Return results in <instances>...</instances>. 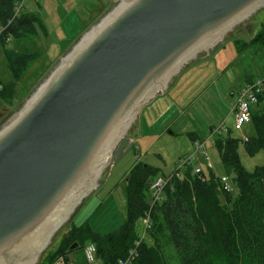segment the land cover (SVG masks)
<instances>
[{
    "label": "water",
    "instance_id": "obj_1",
    "mask_svg": "<svg viewBox=\"0 0 264 264\" xmlns=\"http://www.w3.org/2000/svg\"><path fill=\"white\" fill-rule=\"evenodd\" d=\"M113 3L0 125V264H40L102 185L144 107L264 8V0Z\"/></svg>",
    "mask_w": 264,
    "mask_h": 264
},
{
    "label": "rangeland",
    "instance_id": "obj_2",
    "mask_svg": "<svg viewBox=\"0 0 264 264\" xmlns=\"http://www.w3.org/2000/svg\"><path fill=\"white\" fill-rule=\"evenodd\" d=\"M38 1L41 9L37 7ZM71 1L24 0L21 11L28 10L33 4L35 10H40L36 14L45 30L39 28L36 40H23L22 44H17L16 40L10 37L7 41L10 48H19L26 44L30 51H37L36 60L19 80L14 79L0 40V74L4 82L15 80L12 97L8 100L0 99V125L19 109L47 76L59 57L93 24L90 21L108 4L106 0H90V8L87 5L78 7L84 17L80 16L83 23H77L74 10L71 9ZM76 10L78 12L77 8ZM263 24L264 8L236 27L210 56L202 57L186 67L165 93L144 107L130 135L118 148L116 155L123 153L108 169L102 185L87 198L76 216L61 229L44 253L40 264L47 255L60 251L74 239L73 222L80 226L89 224L88 226L100 233L115 230L124 222L127 213L126 178L129 169L138 161L159 168V175L174 173L196 150V136L197 140L207 139L208 153L213 163L211 170L219 177L227 175L219 152L210 137L214 130L221 127L223 135L231 134L239 139L240 159L248 170H254L256 166L264 164V151L254 156L245 151L244 140L253 134V125L250 122L238 128L232 111L239 89L246 83L264 76V45L254 42ZM197 162L200 163L201 160L198 159ZM202 165L209 174L210 169L203 162ZM227 176L232 178L233 175L229 173ZM139 223L138 240L141 242L148 239L149 228H146L143 220ZM84 242L85 246L92 244L90 239ZM72 253V264H89L85 251L81 248ZM93 264H100V260Z\"/></svg>",
    "mask_w": 264,
    "mask_h": 264
},
{
    "label": "trees",
    "instance_id": "obj_3",
    "mask_svg": "<svg viewBox=\"0 0 264 264\" xmlns=\"http://www.w3.org/2000/svg\"><path fill=\"white\" fill-rule=\"evenodd\" d=\"M18 1L0 0V27H4L0 40L16 80L36 60L37 51H30L26 44L10 48L7 36L20 44L36 40L39 28L45 30L36 13L20 11L15 16ZM254 42L264 45V24ZM14 82H4L0 74V99L12 97ZM251 124L254 132L244 140V147L254 156L264 151V104L253 109ZM213 143L222 166L233 175L228 176L231 191L223 189L221 178L212 170L197 174L189 166L182 177L174 174L167 181L163 199L154 202L152 185L164 175H159V168L138 161L126 178L124 222L108 233L73 222L74 239L47 255L42 264H53L61 256L70 261L72 252L85 251L86 239L96 246L100 264H116L138 242V256L130 264H264V164L248 170L240 159V141L231 134H218ZM145 217L151 227L148 239L140 242L139 222Z\"/></svg>",
    "mask_w": 264,
    "mask_h": 264
},
{
    "label": "built area",
    "instance_id": "obj_4",
    "mask_svg": "<svg viewBox=\"0 0 264 264\" xmlns=\"http://www.w3.org/2000/svg\"><path fill=\"white\" fill-rule=\"evenodd\" d=\"M24 5V0H19L16 4V15H18ZM11 22V21H10ZM4 27H0V34H2ZM7 41L10 40L9 36L6 38ZM264 104V76L260 77L257 80L250 81L241 87L237 93V100L233 107V113L235 115V123L238 128H242L245 123H250L252 120L253 109L258 108L260 105ZM257 106V107H255ZM221 132V127L217 128L211 138H214ZM248 139V137H245ZM214 140V139H213ZM207 140H198L196 141V150L191 153L185 159V163L180 167L181 170L175 171L169 175H164L158 177L152 185V196L153 201L157 202L163 199L164 187L167 184V181L175 174L178 177H182V172L185 168L191 166L195 173L201 174L204 171L202 162L211 170L213 168V163L211 161L210 155L207 148ZM200 159L201 162L198 163L197 160ZM222 187L225 191H231L232 186L230 184V179L227 175L220 177ZM146 228L151 227V222L149 217H145L144 220ZM138 242L137 245L130 249L127 252L126 256L121 258L116 264H130L138 256ZM96 246L91 244L86 246L85 255L89 264L98 262ZM55 264H72L70 261L66 260L65 257H60Z\"/></svg>",
    "mask_w": 264,
    "mask_h": 264
},
{
    "label": "crops",
    "instance_id": "obj_5",
    "mask_svg": "<svg viewBox=\"0 0 264 264\" xmlns=\"http://www.w3.org/2000/svg\"><path fill=\"white\" fill-rule=\"evenodd\" d=\"M103 0H101V2H102ZM105 1V0H104ZM107 2H108V4L104 7V9L100 12V14H98V16H94V18L90 21V23H94L95 21H97L108 9H110V7L112 6V3H113V0H106ZM70 2V1H69ZM72 2V4H71V9L72 10H74V16H75V18H76V22L77 23H83V20H82V18L80 17V16H82V17H84V14H82V12H80V7L81 6H84V5H87V7L88 8H90V6L92 5L91 3H90V0H72L71 1ZM91 4V5H90ZM37 7H38V9H41V4H40V2L38 1L37 2ZM45 7V6H44ZM79 7V8H78ZM76 8L78 9V12H77V10H76ZM35 10V6H33V4H31L30 5V7H29V9L28 10H26V11H24L25 13H36V12H38V11H40V10ZM44 10H45V8H44ZM91 12V11H90ZM39 13V12H38ZM100 15V16H99ZM99 17V18H98ZM213 131V130H212ZM215 131V130H214ZM222 132V131H221ZM219 133V135H223V133ZM213 133V132H212ZM212 133H211V136L210 137H212ZM137 134H138V132L135 134V136H137ZM134 136V137H135ZM216 136H218V135H216ZM215 136V137H216ZM195 138L196 139H194L195 141H198L197 140V137L195 136ZM213 139L214 138H212V142H213ZM133 140V139H132ZM200 140V139H199ZM205 140H207V139H205Z\"/></svg>",
    "mask_w": 264,
    "mask_h": 264
}]
</instances>
